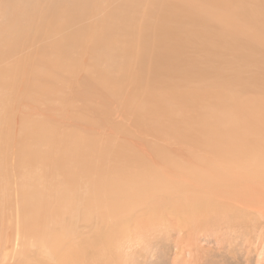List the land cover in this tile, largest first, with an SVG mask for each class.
Here are the masks:
<instances>
[{
    "label": "bare ground",
    "instance_id": "6f19581e",
    "mask_svg": "<svg viewBox=\"0 0 264 264\" xmlns=\"http://www.w3.org/2000/svg\"><path fill=\"white\" fill-rule=\"evenodd\" d=\"M200 1L202 0H176L179 6L172 10L165 0H0V264H12L10 254L16 258L22 255L14 264H20L18 260L26 263L29 256L35 260L34 264H97L102 258L100 250L106 252L113 246V242H120L127 235L129 238L128 231L131 235L139 237L136 232L139 231L137 222L141 217L145 216L151 222L157 219L156 214H153L156 212L155 206L152 209V206L140 205L138 201L154 198L155 195H158L161 201H168L174 195L186 193L182 190L183 186L166 185L164 177L171 176L173 170L179 173L178 176L184 175L182 177L186 181L200 183L203 179L209 182L206 174L202 173L201 178L190 166L186 168L188 172L181 173L185 170L179 160L182 157H178L173 150L170 154L167 149L155 148L151 149V152L142 149L143 155L151 161L150 166L147 161L132 156L125 160L128 166L124 173L119 175V178L110 180L104 171H98L100 167L90 161H84L81 152H77L83 143L89 142L80 133L67 132V137L76 139L77 144L75 157H70L69 144L61 146L60 136L53 133L46 121L33 118L22 124L21 128L11 123V100L18 97L14 88L17 86L18 74L25 70H29L30 79L25 83L27 87L22 94L25 97L20 98L19 102L29 100L36 105L40 104L39 96L46 92L57 91L63 86L72 85L76 88L79 82L74 81V78L79 71L84 72L86 81L99 87L101 79V82L108 86L110 93L114 94L118 93L125 83V76L130 79L129 71L132 70V78L138 80L142 73L147 72L149 77L146 84L154 102L146 105L144 114L153 116L158 121L160 117L167 119L170 116L165 114L170 111L169 105L174 99V92L166 76L176 74L181 63L174 57H183L174 54L176 46L170 41L178 44L180 40L189 38L194 32L192 26L194 21L197 22V17H202L201 26L197 30L204 29L209 33V19L213 16L224 25L225 31L222 34L232 32L241 36L244 33L241 26H233V31H230L225 25L224 21L235 15L222 14L221 10L213 11L208 4L198 7L196 2ZM261 1L264 3V0ZM223 8L245 9V6H229L224 2ZM263 13L264 7H261L248 14V19L258 18ZM96 15L98 19L90 20ZM150 25L151 31L148 29ZM131 37L139 38L135 51ZM34 46H37L36 50L32 48ZM154 46H158L160 52L154 51ZM229 49L232 56L242 48L229 44ZM22 53L25 54L20 55ZM82 56L88 57L89 64L82 62ZM248 58L256 60L253 56ZM248 58L243 60V65L249 62ZM188 62L189 60L186 61ZM200 67V71L190 68L181 73V84L190 85L191 81L206 75L209 68L203 61ZM212 71L222 74L217 69ZM262 72L264 74V70ZM229 73L239 75L241 70L232 69ZM247 86L248 84L244 83L242 88ZM179 95L190 102V107L199 109L198 113H195L198 124L186 130L182 128L180 135L187 134L189 141L199 143L198 146H203L202 148L207 147L209 156L214 157V160L207 162L209 165L206 164L208 173L213 169L216 173L223 174L226 169L235 173V176L238 175L240 179L243 177L241 185L244 188L238 194L247 193L246 198L257 201L256 198L261 193L257 192L256 188L248 191L250 187L248 188L244 181H253L254 185L256 177L264 179V136L247 132L250 130L247 123H241L237 114L236 117L233 112V115L228 112L225 104L216 110H200V102L204 100L205 95L197 88L188 89L184 94L179 91ZM234 103L240 105L243 110L245 105L251 104V99ZM68 107L74 109L76 104L69 103ZM263 110L264 105L259 110L254 109L247 113V117L251 118L253 123L256 119L264 122ZM85 115L86 112L77 113L78 118ZM173 122L172 119L168 125ZM261 126L263 129V125ZM32 142L36 147L30 146ZM9 151L16 158L15 161L20 162L15 169L22 176L18 194L22 217L16 212L13 214V204H8L11 192L7 190L8 186H5L9 171L6 172L4 162H8ZM193 154L189 152L186 158L199 157L198 154ZM181 161L186 163L183 159ZM34 163L41 164L44 174L38 175L32 169H25L24 172V167ZM156 171L159 176H155ZM164 172L166 174L163 177L161 174ZM240 173L245 176L241 177ZM259 181L258 183H261ZM260 186L263 187L264 183ZM190 194H184L185 201H181L182 206L188 205V202L194 199V207L201 210L204 198ZM208 202L210 204L211 199ZM221 204L222 202L219 205ZM235 206L234 208H237ZM209 208L206 213L213 209L209 212ZM231 208L233 207L228 209ZM177 211L175 209V212ZM221 211L223 213V208ZM12 215L13 227L6 229L7 221ZM199 215L201 212L198 213V219ZM163 223L165 224L162 222V225ZM140 225L142 226V222ZM150 225L152 227L153 224ZM126 244L127 242L119 243L124 248ZM126 250L128 252V249ZM89 255L98 257L93 259L94 256L88 257Z\"/></svg>",
    "mask_w": 264,
    "mask_h": 264
},
{
    "label": "rangeland",
    "instance_id": "374dc122",
    "mask_svg": "<svg viewBox=\"0 0 264 264\" xmlns=\"http://www.w3.org/2000/svg\"><path fill=\"white\" fill-rule=\"evenodd\" d=\"M165 1L166 5L172 10L177 9L179 6L176 0ZM258 1L259 0H202L196 2L198 7L208 4L213 11L221 10L222 14L235 15L224 21V23L230 31H233V26H241L244 33L241 36L232 32L222 34L225 31L224 25L213 16L209 19V33L204 29L197 30V28L201 26L202 19V17H197V22L194 21L192 26L194 32L189 38L180 40L178 44L170 41L174 47L176 46L174 54L182 55L183 57L181 59L174 57L177 62L181 61V63L178 65L176 74L172 73L166 76L168 84L173 87L174 92V99L169 105L170 111L165 114L170 116L167 119H164L165 117H160L158 121L155 117L150 115L145 116L144 114L143 109L146 105L154 102V97L149 94L148 85L146 84L149 77L147 72L142 73L138 80L136 78L133 79V71H129L131 75L130 79L125 76V83H123L118 93L114 94L110 93L108 86L103 84L101 79L98 78L101 84L99 87L97 84L86 81L84 72L79 71L74 78V81L79 82L76 88L72 85L69 87L63 86L57 91L46 92L39 96V105L29 100L19 102L20 98L25 97L22 94L27 87L25 83L27 84L26 81L30 79V73L29 70H25L22 74H18L17 86L14 88L18 97L11 100V123L21 128L22 124L28 123L33 118L46 121L51 126L53 133L60 136V145L69 144L68 152L70 153V157H75V153L80 151L84 161H90L96 164L100 167L98 171H104L105 175L110 180L116 177L119 178V175L124 173L127 168L126 166H128L125 160L132 156H136L138 160L147 161L150 166V159L145 157L142 151L148 150V152H151L153 148L167 149L168 152L170 151V154L173 150L178 157H182L181 159L185 160L186 163H183L181 159H179L180 163L184 165L183 167L185 168L181 173L185 174V172H188L186 168L190 166L196 170L198 176L201 177V174L204 173L209 177V182L202 179L200 183H197L196 181H186V179L183 178L184 175L180 174L178 176L179 173L174 170L171 176L167 175L164 177L166 173H162L161 175L164 177L166 185L183 186L182 190L186 192L184 193L185 195L190 194L193 189L190 195L193 193V196H202L204 198L203 208L201 210L196 209L194 207V202L196 200L194 201V199L189 201L188 205L182 206L181 203L185 201V195L183 193L172 196L168 201L164 199L161 201L158 195H155L154 198L138 201V204L147 205L149 207L152 206V209H154L153 206H155L156 212L153 214H156L157 219L155 218L154 221L151 222L147 217H141L137 222L139 225L138 229L141 232L135 231L137 234L139 233V237L131 235L130 231H128V234H130L129 238L127 235V237H123L120 242H113V246L106 250V252L105 250H100L102 258L97 264H104L106 262V264H264V186H260L261 183H264V179L261 178L260 180L256 179V177L254 183L255 187L253 181H251L252 183H249L250 180L244 181L248 185V188L250 187L249 189L247 188L248 191L251 190V188L252 190L256 188L257 192L261 193V195L256 198L257 201H250L249 198H246L248 195L247 193L242 195L238 194V192L244 188L241 185V183H243L242 175L245 176L244 174L240 173L242 177V179H240L238 175L237 177L235 173H231L226 169L223 174L216 173L213 169V172L210 170V173H208L209 170L206 164L209 165L207 162L210 161V159L214 160V157L209 156L210 154H208L206 150L207 147L202 148L203 146H198L199 143L194 141V144V142L189 141L190 138L187 134L180 135L179 133L182 128L186 130L190 126L198 124L195 113L199 111L198 108L190 107V102L181 97L179 91L184 94L188 89L197 88L198 91L204 92L205 95L204 100L200 102V110H216L219 106H224L225 104L224 107L228 112L231 114L233 112L236 117L238 115L239 117L237 118L241 123L245 125L247 123V128L250 129L247 132L264 136V122L256 119L253 123V120L247 117V113L252 112L254 109L259 110L264 105V74L262 72L264 70V13L253 20L248 19V14L264 7V3L261 0L256 4ZM224 2L228 3L229 6L243 4L245 9L223 8ZM96 18L98 19L99 17L96 15L95 18L91 17L90 20H95ZM148 29L151 31L152 25H150ZM132 37L130 39H132ZM238 38L240 40H238ZM137 39L139 38L134 37L130 40L133 42L134 51L137 50L138 47ZM229 44H231V46L237 45L242 49L231 56L229 53ZM36 47L37 46H34L32 48L36 50ZM154 51L160 52V48L154 46ZM24 54L25 53H22L20 55ZM249 56H253L256 60L248 58ZM188 57L191 58L187 59ZM245 58H248L249 62L243 65V60ZM187 60H189L188 63H186ZM201 61L209 68L206 75L200 77L199 80L191 81V86L181 84V73H184L190 68L200 71ZM82 62L84 64H89L88 57L84 56ZM212 69H217L221 71L222 74L215 73ZM232 69L241 70V74L230 75L229 72ZM46 83L49 84V82ZM244 83L248 84L245 89L242 88ZM48 84H46L47 87ZM249 98L251 99V104L245 105L243 110L240 108V105L234 103ZM69 103L76 104V107L74 109L68 107ZM80 112H86V115L82 118H78L77 113ZM175 115L176 117H174ZM172 119L174 120L173 124L168 125ZM261 125H263V129H261ZM259 130H263V132ZM69 131L71 133H80L83 137H86L89 142L83 143L80 146V150L77 151L76 139L67 137V132ZM178 134L180 136H178ZM69 139L72 141L70 142ZM262 140L264 141V137ZM30 146L36 147L33 142L30 143ZM189 152L198 154L199 157L187 159L186 156H188ZM10 153L11 151H9V154ZM207 156L208 158H206ZM15 159L16 158L10 154L7 164L4 162L6 172L9 171L5 186H8L7 190L11 192L8 204H13V214L16 212L22 217L18 195L22 176L16 171V165H19L20 162H16ZM41 167L40 163H34L31 166L24 167L23 170L25 172V169H32L34 173L42 175L45 171L42 170ZM130 170L133 171L134 169L130 168ZM252 172H248V174H252ZM159 175L160 174L156 171L155 176ZM252 175L255 176L254 174ZM259 180L261 183H258ZM213 185L214 187L211 188ZM202 190L205 192L209 191L205 193ZM163 196L166 197L165 195ZM226 196H229L230 200L229 197ZM238 196L240 198H238ZM212 197H214V199H212ZM207 198L209 201L211 199L210 204ZM241 199H243V201ZM221 202L224 205L222 207V204L219 205ZM234 205H236L235 207L237 208H234ZM245 206L247 209H245ZM188 207L190 209H188ZM229 207L233 208L228 209ZM208 208L209 212L210 209L213 208L210 213L205 212ZM222 208L223 213L221 211ZM175 209L178 211L175 212ZM196 211L198 213L201 212L199 219L197 218L198 213H196ZM205 213L206 215L203 217L202 214L204 215ZM216 214H220L221 216H217ZM201 216L205 219V222H203ZM12 217L13 215L8 219L6 229L13 227ZM181 218L183 220H181ZM141 222L142 226L140 225ZM149 222L153 224L152 227ZM162 222H165V224L163 223L165 227L162 225ZM134 239H136V241H134ZM123 242H127L125 248L119 245V243ZM19 248L25 249L26 247ZM126 249H128V252ZM20 251L21 250H19V252ZM12 256L13 254H10V261L14 264L17 258H20L22 255L17 258ZM38 256L40 257L41 255ZM92 256L89 255L88 257ZM30 257L31 256H29V258ZM97 257L98 255L94 256L93 259ZM29 258L26 260V263L34 264L35 260L30 258L29 261ZM19 262L23 264L21 260H18V263Z\"/></svg>",
    "mask_w": 264,
    "mask_h": 264
}]
</instances>
